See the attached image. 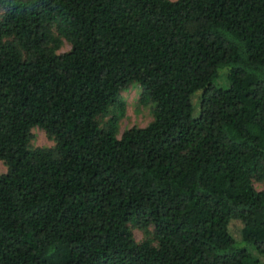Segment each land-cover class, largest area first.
Returning <instances> with one entry per match:
<instances>
[{
    "label": "trees",
    "instance_id": "1",
    "mask_svg": "<svg viewBox=\"0 0 264 264\" xmlns=\"http://www.w3.org/2000/svg\"><path fill=\"white\" fill-rule=\"evenodd\" d=\"M0 160V264H261L264 0H0Z\"/></svg>",
    "mask_w": 264,
    "mask_h": 264
},
{
    "label": "rangeland",
    "instance_id": "2",
    "mask_svg": "<svg viewBox=\"0 0 264 264\" xmlns=\"http://www.w3.org/2000/svg\"><path fill=\"white\" fill-rule=\"evenodd\" d=\"M69 44L67 42H64L62 45L61 51H66L69 49ZM218 86H227L228 83L223 79V77H220V79L216 82ZM140 87L137 83H130L125 89H123L120 92L121 100L124 103V114L122 117H120L118 122V136L121 135V133L132 126L136 127H143L147 125L153 118L152 116V110L151 105H142L139 102V96H140ZM116 112V110H115ZM198 113V105L197 108H193L192 115L196 116ZM109 116L99 118V124L103 125L105 121L108 119ZM31 140H30V147L36 148V147H51L55 144L54 140L47 135V133L40 127L35 126L31 128ZM7 167L5 163L0 160V173L6 172ZM255 187L257 189H261L263 186L262 184L255 182ZM132 233L133 237L136 241H141L144 238V232L141 229L133 228L132 227ZM250 249V248H249ZM252 253V256L257 258L259 260V263H264V254H258L254 250H250Z\"/></svg>",
    "mask_w": 264,
    "mask_h": 264
}]
</instances>
